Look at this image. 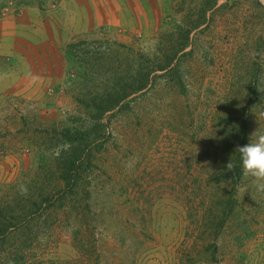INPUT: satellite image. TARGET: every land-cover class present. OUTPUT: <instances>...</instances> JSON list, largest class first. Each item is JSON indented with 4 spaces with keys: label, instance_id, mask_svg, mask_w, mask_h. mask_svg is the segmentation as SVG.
Listing matches in <instances>:
<instances>
[{
    "label": "rangeland",
    "instance_id": "rangeland-1",
    "mask_svg": "<svg viewBox=\"0 0 264 264\" xmlns=\"http://www.w3.org/2000/svg\"><path fill=\"white\" fill-rule=\"evenodd\" d=\"M86 2L105 21L38 51L59 80L0 81V264H264V192L235 150L264 134V0ZM75 3L0 0V64Z\"/></svg>",
    "mask_w": 264,
    "mask_h": 264
},
{
    "label": "crops",
    "instance_id": "crops-1",
    "mask_svg": "<svg viewBox=\"0 0 264 264\" xmlns=\"http://www.w3.org/2000/svg\"><path fill=\"white\" fill-rule=\"evenodd\" d=\"M76 8L75 10L78 12L77 15L74 16V18L70 19L68 18L65 22V27L61 31L58 27V30L56 32L53 30L55 34V38L53 37V40L45 41V44H42V39L39 38L37 42V34L42 37V25L43 21L40 19H37L34 17L33 21H29L27 29H29L32 34L29 33H22V35L28 34L32 37V42L28 43V51L26 49H22V42L21 40L18 43V49L17 51H25L27 53L24 57V60L22 64H18L20 60H23L21 57L17 59H11L10 63H13L16 65L17 70H11L8 62V65L2 62L0 64V81L2 85V92H12V93H37V84L42 83L43 81H53L56 82L59 80L57 78L59 73V68L63 67V65H59L58 67L57 63L53 61L48 62L44 64V62H41L40 57L42 56V52L39 54L38 51H59V47L66 41L68 37H70L67 41L72 39L75 35H83L82 33H86L90 31V29L94 26V24L103 23L105 21V17L100 16V7L97 8L96 12L93 13L94 17L90 18L87 16L86 11L84 10V6L86 7L87 2L86 0H79V4L75 3ZM105 5H102V9L105 8ZM100 13V14H98ZM37 21L39 23H37ZM46 26V25H45ZM44 26V27H45ZM55 28H57L56 22H54ZM50 34V33H49ZM25 44H27L26 40H24ZM8 44L4 40L2 41V44H0V54H5V52L10 53L8 50ZM10 56V55H9ZM11 56H14L11 54ZM16 58V56H14ZM48 60V57L47 59ZM7 68L5 70L4 68ZM18 68H23V73H20ZM65 68V66H64ZM37 69L39 71H44L48 76L46 78H43L44 73L41 76H38ZM63 70V68H62ZM11 76V77H10ZM1 98V97H0Z\"/></svg>",
    "mask_w": 264,
    "mask_h": 264
},
{
    "label": "clouds",
    "instance_id": "clouds-1",
    "mask_svg": "<svg viewBox=\"0 0 264 264\" xmlns=\"http://www.w3.org/2000/svg\"><path fill=\"white\" fill-rule=\"evenodd\" d=\"M253 57L256 53H252ZM256 139L253 142H248L244 145H238L236 151L240 154V165L242 168V175L245 178H252V183L255 184L258 192H264V134H256ZM235 164L229 160L226 164L227 171L233 172ZM19 193L22 196L28 195V187L26 184L18 186ZM241 192L248 191L247 185L240 186Z\"/></svg>",
    "mask_w": 264,
    "mask_h": 264
},
{
    "label": "trees",
    "instance_id": "trees-1",
    "mask_svg": "<svg viewBox=\"0 0 264 264\" xmlns=\"http://www.w3.org/2000/svg\"><path fill=\"white\" fill-rule=\"evenodd\" d=\"M68 180H69V179H67V182H69ZM0 230H1V229H0Z\"/></svg>",
    "mask_w": 264,
    "mask_h": 264
}]
</instances>
